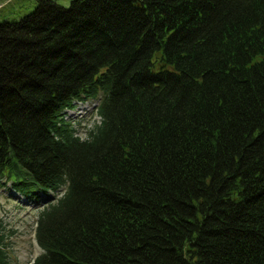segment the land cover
<instances>
[{"label": "trees", "instance_id": "16d2710c", "mask_svg": "<svg viewBox=\"0 0 264 264\" xmlns=\"http://www.w3.org/2000/svg\"><path fill=\"white\" fill-rule=\"evenodd\" d=\"M99 97L82 137L66 112ZM2 180L55 196L31 264H264V0H39L2 22Z\"/></svg>", "mask_w": 264, "mask_h": 264}, {"label": "rangeland", "instance_id": "374dc122", "mask_svg": "<svg viewBox=\"0 0 264 264\" xmlns=\"http://www.w3.org/2000/svg\"><path fill=\"white\" fill-rule=\"evenodd\" d=\"M39 0H0V24L18 21L32 13ZM68 7L72 0H52ZM96 101H87L75 105L76 108L66 112L67 120L73 124L78 133L84 137L85 132L100 122ZM55 199L52 194L47 198H27L12 190L10 183L0 181V218L4 225L3 236L5 250L10 264H31L40 255L35 248V228L39 210L49 200Z\"/></svg>", "mask_w": 264, "mask_h": 264}, {"label": "water", "instance_id": "95a60500", "mask_svg": "<svg viewBox=\"0 0 264 264\" xmlns=\"http://www.w3.org/2000/svg\"><path fill=\"white\" fill-rule=\"evenodd\" d=\"M34 244H35V248H36V250L38 251V254H41V253H42V250H41V248L37 245V242H36V241L34 242Z\"/></svg>", "mask_w": 264, "mask_h": 264}]
</instances>
